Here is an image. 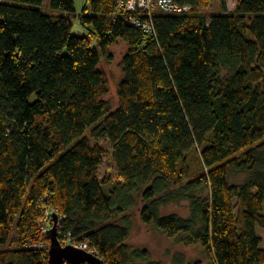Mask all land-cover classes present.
Returning a JSON list of instances; mask_svg holds the SVG:
<instances>
[{"label":"trees","instance_id":"16d2710c","mask_svg":"<svg viewBox=\"0 0 264 264\" xmlns=\"http://www.w3.org/2000/svg\"><path fill=\"white\" fill-rule=\"evenodd\" d=\"M218 1L210 17L213 0L154 13L145 33L116 0H85L78 19L91 47L67 17L42 13L43 0H0V264H50L47 211L50 227L55 215L56 232L102 264H160L127 245L136 207L143 225L200 246L209 264H264V0L230 12ZM49 6L75 13L74 0ZM118 41L111 111L101 59ZM100 141L115 181L98 177ZM235 175L246 180L231 184ZM182 202L187 217L160 214Z\"/></svg>","mask_w":264,"mask_h":264},{"label":"rangeland","instance_id":"374dc122","mask_svg":"<svg viewBox=\"0 0 264 264\" xmlns=\"http://www.w3.org/2000/svg\"><path fill=\"white\" fill-rule=\"evenodd\" d=\"M50 0H43L42 5L38 9L48 15L65 16L71 22L70 35L88 37L91 47H95V40L89 36V28L83 27L78 19L85 0H74L75 13L64 14L57 10H52L49 6ZM236 0H226V11L230 12L234 9ZM221 12L220 3L218 0H213L211 6L205 11V14L210 17ZM126 52V46L122 41H118L109 48L111 55L110 62H105L101 59V67L107 75V94L104 97L109 104L110 110L114 111L118 107L117 89L119 82L122 79V71L120 61ZM99 144L105 150L102 165L99 168V179L109 177L112 180H117L119 177L115 171V166L111 158V146L107 141H100ZM189 161L194 168L197 165V155L193 154L189 157ZM246 180L243 175H235L230 178L231 184H241ZM114 182L104 187L106 194L113 188ZM139 206V205H138ZM138 208L126 213L130 223V236L127 242L129 249H145L149 252L150 257L160 264H209L206 260L203 249L198 245L184 246L178 239L166 237L162 232L143 225L138 217ZM175 213L182 217H187L188 207L185 202L173 204L160 209V214ZM51 223V222H50ZM48 230L52 227L49 224ZM257 234L262 238L261 247L264 248V231L256 228ZM38 246V245H37ZM40 246V244H39ZM132 264H139L133 262Z\"/></svg>","mask_w":264,"mask_h":264},{"label":"built area","instance_id":"2783aa9c","mask_svg":"<svg viewBox=\"0 0 264 264\" xmlns=\"http://www.w3.org/2000/svg\"><path fill=\"white\" fill-rule=\"evenodd\" d=\"M189 0H116L117 12L124 15V20L133 28L141 30L145 33H153L152 15L154 13L163 14H182L190 10ZM52 211H47L44 218V225L41 227L43 233H46L50 225ZM59 221V220H58ZM59 225V222H57ZM57 238L62 246H73L81 250H85L93 254L87 247V244L74 242L71 240V235H63L61 230L56 232Z\"/></svg>","mask_w":264,"mask_h":264},{"label":"water","instance_id":"95a60500","mask_svg":"<svg viewBox=\"0 0 264 264\" xmlns=\"http://www.w3.org/2000/svg\"><path fill=\"white\" fill-rule=\"evenodd\" d=\"M54 225L47 232L49 239L48 259L50 264H102L94 254L76 247L62 246L56 234V216H53Z\"/></svg>","mask_w":264,"mask_h":264}]
</instances>
